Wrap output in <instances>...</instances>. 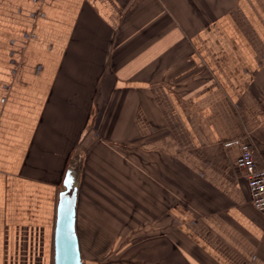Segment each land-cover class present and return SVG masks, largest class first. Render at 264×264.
Wrapping results in <instances>:
<instances>
[{
    "label": "crops",
    "instance_id": "0c3cea01",
    "mask_svg": "<svg viewBox=\"0 0 264 264\" xmlns=\"http://www.w3.org/2000/svg\"><path fill=\"white\" fill-rule=\"evenodd\" d=\"M236 138L264 167V0H0V264H55L70 172L83 264H264Z\"/></svg>",
    "mask_w": 264,
    "mask_h": 264
},
{
    "label": "water",
    "instance_id": "95a60500",
    "mask_svg": "<svg viewBox=\"0 0 264 264\" xmlns=\"http://www.w3.org/2000/svg\"><path fill=\"white\" fill-rule=\"evenodd\" d=\"M79 181L74 172L66 175L59 194L55 233V264H83L76 230Z\"/></svg>",
    "mask_w": 264,
    "mask_h": 264
},
{
    "label": "built area",
    "instance_id": "2783aa9c",
    "mask_svg": "<svg viewBox=\"0 0 264 264\" xmlns=\"http://www.w3.org/2000/svg\"><path fill=\"white\" fill-rule=\"evenodd\" d=\"M225 145L240 147L241 152L237 159V165L249 180L253 205L264 212V167L258 166L253 149L247 141L236 138L227 141Z\"/></svg>",
    "mask_w": 264,
    "mask_h": 264
},
{
    "label": "rangeland",
    "instance_id": "374dc122",
    "mask_svg": "<svg viewBox=\"0 0 264 264\" xmlns=\"http://www.w3.org/2000/svg\"><path fill=\"white\" fill-rule=\"evenodd\" d=\"M82 150H83V148H82ZM79 154H81V157L83 158L84 157V155H85V153L82 151V152H78ZM99 165V163H97V166Z\"/></svg>",
    "mask_w": 264,
    "mask_h": 264
},
{
    "label": "trees",
    "instance_id": "16d2710c",
    "mask_svg": "<svg viewBox=\"0 0 264 264\" xmlns=\"http://www.w3.org/2000/svg\"><path fill=\"white\" fill-rule=\"evenodd\" d=\"M259 166V165H258Z\"/></svg>",
    "mask_w": 264,
    "mask_h": 264
}]
</instances>
